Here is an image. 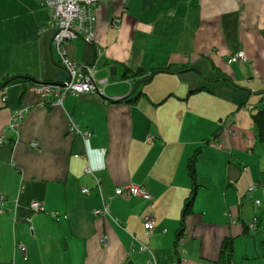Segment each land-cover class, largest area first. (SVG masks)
I'll return each instance as SVG.
<instances>
[{
	"label": "crops",
	"instance_id": "1",
	"mask_svg": "<svg viewBox=\"0 0 264 264\" xmlns=\"http://www.w3.org/2000/svg\"><path fill=\"white\" fill-rule=\"evenodd\" d=\"M96 13L98 44L79 37L66 49L95 65L106 95H67L49 106L22 81L7 82H65L46 11L35 0H0V193L12 210L0 214V264H170L179 256L221 264L225 238L233 239L229 264H264V193H247L264 183L251 119L264 106V0H108ZM240 51L245 61L228 62ZM156 70L146 82L133 78ZM127 78L138 83L135 102ZM19 108L16 133L8 124ZM71 121L89 140L69 133ZM195 152L198 186L176 239ZM128 184L151 199L114 195ZM33 201L44 212L32 213ZM104 205L109 215H94ZM253 214L258 229L249 231Z\"/></svg>",
	"mask_w": 264,
	"mask_h": 264
},
{
	"label": "built area",
	"instance_id": "2",
	"mask_svg": "<svg viewBox=\"0 0 264 264\" xmlns=\"http://www.w3.org/2000/svg\"><path fill=\"white\" fill-rule=\"evenodd\" d=\"M37 4L46 11L47 22L46 26L53 30L52 36V46L59 56V64L66 72V80L62 84L49 83V82H37V83H26L23 84L24 90L33 92L37 94L43 104L49 106H62L63 99L67 95H80V94H91L98 97L105 96V85L107 83L106 79L98 80L96 79V67L94 64L81 63L71 56H69L66 49L68 42L76 39L82 38L89 45L98 44L97 36V13L96 9L98 5L102 2L108 0H35ZM124 3L127 0H122ZM246 56L244 52H236L232 54L228 62L245 61ZM146 75L138 76L139 80H143ZM130 90L133 89V81L129 78L125 80ZM116 99V98H115ZM7 100L6 88L0 90V101L5 103ZM24 118V109H15L11 112L10 121L8 127L14 130L16 133L21 128ZM236 120V114H233L227 119L226 128L230 129ZM69 133L78 134L84 142L89 140L91 132L89 130H80L73 121L68 126ZM151 141V139H148ZM5 142L4 138L0 136V145ZM32 147H36L37 144L32 142L30 144ZM211 148H216L217 144L215 142H210L208 144ZM90 172L89 169H87ZM261 190L264 193V183L252 184L247 193L249 196L255 190ZM89 189L83 188L81 190L82 194H88ZM126 192L132 196H139L146 200H150L151 197L143 186L136 184H128L124 187H119L114 191V195H121ZM253 204L259 206L261 204L260 199H255ZM17 206V203H15ZM30 209L32 213L44 212L43 205L38 201H33L30 203ZM6 212H12V210L7 205V200L3 194L0 193V214ZM94 215H109V208L104 205L100 209H96ZM55 217L56 214L52 213ZM257 218L253 215L247 225L249 230L258 229ZM143 224L145 229V234L147 237H151L152 230L154 227L153 221L145 217L143 218ZM100 242L106 244L105 238H101ZM19 248L25 253L26 247L23 244L19 245ZM147 245L140 244L138 250H147ZM178 251V250H177ZM179 253V252H178ZM26 260V257L24 256ZM185 258L179 256L177 260H174L170 264H184ZM148 264H155L152 260Z\"/></svg>",
	"mask_w": 264,
	"mask_h": 264
},
{
	"label": "trees",
	"instance_id": "3",
	"mask_svg": "<svg viewBox=\"0 0 264 264\" xmlns=\"http://www.w3.org/2000/svg\"><path fill=\"white\" fill-rule=\"evenodd\" d=\"M186 68L187 67L183 66L180 69V72L186 71L187 70ZM166 70H168V69H166ZM161 71H163V70H156V71H153L151 73H149V72L148 73H144V75L147 74V76L143 80H139L138 83H142V82L148 81L152 77V75H154V74H156L158 72H161ZM141 75H143L142 71H137V72L134 73L133 78L137 77V76H141ZM24 78L25 77H21V78L20 77H12V78L7 79V82H13V81L20 80V81L23 82V84H25V81H27L29 83H37L36 81H30L28 78L27 79H24ZM137 84L136 85L133 84V89L132 90H133L134 96L132 98H130V99L128 98L129 102H135L137 100V98L139 97V95L141 94V92L138 90ZM251 119H252V122H253V125H254L256 143L261 145L263 150H264V106L258 107L255 110V112H253L251 114ZM196 157H197V152H195L187 161V167L186 168H187L188 176L190 177V179L192 181V187H191V190H190L189 194L185 198L184 207L182 209V214H181L180 225H179V227L177 228V231H176V236H175L176 239H178L183 234V231H184V228H183L184 227V219H185V216L190 212V206L192 204V201H193V198H194V195H195V190H196V188L198 186V184H197V182L195 180V170H194ZM254 200L255 199H253L252 203L254 202ZM261 204H262V200H261ZM259 206H255V207H259ZM253 215L258 220L257 215L256 214H253ZM257 226H258V222H257ZM247 229H248V227H247ZM249 231H252V230H249ZM262 246H263V253H264V240L262 241ZM232 251H233V239L225 238L223 240L222 244H221V259L223 260L221 262V264H225V263L229 264L230 263V260H231V257H232ZM176 252H178L177 249H176ZM218 264H220V263H218Z\"/></svg>",
	"mask_w": 264,
	"mask_h": 264
},
{
	"label": "rangeland",
	"instance_id": "4",
	"mask_svg": "<svg viewBox=\"0 0 264 264\" xmlns=\"http://www.w3.org/2000/svg\"><path fill=\"white\" fill-rule=\"evenodd\" d=\"M253 193V192H252ZM250 200V199H249Z\"/></svg>",
	"mask_w": 264,
	"mask_h": 264
}]
</instances>
